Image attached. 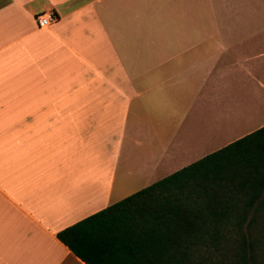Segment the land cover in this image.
<instances>
[{
  "label": "crops",
  "instance_id": "1",
  "mask_svg": "<svg viewBox=\"0 0 264 264\" xmlns=\"http://www.w3.org/2000/svg\"><path fill=\"white\" fill-rule=\"evenodd\" d=\"M263 125L264 0H0V264Z\"/></svg>",
  "mask_w": 264,
  "mask_h": 264
},
{
  "label": "trees",
  "instance_id": "2",
  "mask_svg": "<svg viewBox=\"0 0 264 264\" xmlns=\"http://www.w3.org/2000/svg\"><path fill=\"white\" fill-rule=\"evenodd\" d=\"M56 237L85 264H264V125Z\"/></svg>",
  "mask_w": 264,
  "mask_h": 264
},
{
  "label": "built area",
  "instance_id": "3",
  "mask_svg": "<svg viewBox=\"0 0 264 264\" xmlns=\"http://www.w3.org/2000/svg\"><path fill=\"white\" fill-rule=\"evenodd\" d=\"M54 18V14L50 11L39 13L35 17L36 25L38 27H45L49 25L54 20Z\"/></svg>",
  "mask_w": 264,
  "mask_h": 264
}]
</instances>
